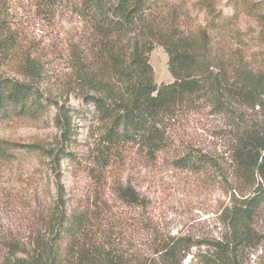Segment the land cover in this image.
Wrapping results in <instances>:
<instances>
[{
    "label": "rangeland",
    "instance_id": "obj_1",
    "mask_svg": "<svg viewBox=\"0 0 264 264\" xmlns=\"http://www.w3.org/2000/svg\"><path fill=\"white\" fill-rule=\"evenodd\" d=\"M196 1L180 3L190 21L199 23L203 16ZM212 1L231 13L228 0ZM75 2H2L0 23L13 34L17 50L0 55V77L34 84L48 108L34 121L0 120V139L38 147L37 153L0 160V264L34 254L47 232L45 217L52 208L68 212L83 204L97 207L99 214L114 220L118 232H124L126 264H155V244L173 235L188 236L196 245L182 263L201 264L192 255L228 235L224 212L232 201L252 198L262 184L257 175L254 186L247 187L236 174L231 154L242 133L264 144V96L219 111L200 102L179 111L167 121L168 146L156 153L134 143L109 142L83 111L87 106L81 94L87 89L80 86L76 53L89 29ZM238 31L242 43L237 47L264 80V24L242 15ZM148 57L154 81L170 82L164 49L154 45ZM62 105L74 127L76 146H67L56 121ZM186 152L206 155L212 166H176L173 159ZM70 153L77 155L76 162L69 159ZM252 227V240L238 250L240 264H264V202L255 211Z\"/></svg>",
    "mask_w": 264,
    "mask_h": 264
},
{
    "label": "trees",
    "instance_id": "obj_2",
    "mask_svg": "<svg viewBox=\"0 0 264 264\" xmlns=\"http://www.w3.org/2000/svg\"><path fill=\"white\" fill-rule=\"evenodd\" d=\"M195 5L203 16L199 23L190 21L180 0H76L77 13L89 29L84 46L76 53L81 62L76 65L82 72L80 86L87 89L81 94L87 106L83 111L100 125L107 141L134 143L156 153L168 146L167 121L179 111L199 102L219 111L234 102L264 96V80L237 47L242 43L240 17L248 15L264 24V1L228 0L230 14L212 0H197ZM2 28L0 23V55L8 56L17 48L13 34ZM154 45L168 55L172 77L168 83L154 81L148 57ZM47 108L34 84L0 77V120L34 121ZM59 109L56 121L63 139L67 146H76L68 111L63 105ZM244 134L238 135L232 149L236 174L249 188L257 175L262 184L252 198L232 201L224 212L228 235L206 243L208 250L192 255L201 264H240L239 247L252 240L253 217L264 202V144ZM37 149L36 144L0 139V160L37 153ZM68 157L77 161L75 154ZM173 163L197 170L212 166L206 155L193 152L175 157ZM45 221L47 232L36 243L34 254L14 257L8 264L127 263L124 232H118L114 220L99 214L97 207L83 204L68 212L55 207ZM194 246L188 236L162 238L155 244V264H183Z\"/></svg>",
    "mask_w": 264,
    "mask_h": 264
}]
</instances>
